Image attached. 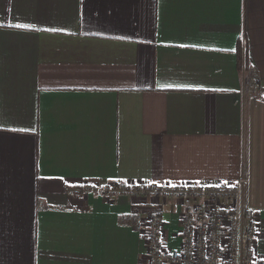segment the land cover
I'll return each instance as SVG.
<instances>
[{
	"label": "crops",
	"instance_id": "crops-1",
	"mask_svg": "<svg viewBox=\"0 0 264 264\" xmlns=\"http://www.w3.org/2000/svg\"><path fill=\"white\" fill-rule=\"evenodd\" d=\"M242 176L264 257V0H0V264H147L182 206L123 189Z\"/></svg>",
	"mask_w": 264,
	"mask_h": 264
},
{
	"label": "built area",
	"instance_id": "built-area-1",
	"mask_svg": "<svg viewBox=\"0 0 264 264\" xmlns=\"http://www.w3.org/2000/svg\"><path fill=\"white\" fill-rule=\"evenodd\" d=\"M256 68L245 73L244 89L249 97L259 94ZM246 178L233 185L194 183L189 185H131L122 192L152 198L176 199L182 210L176 236L180 247L172 249L163 240V220L153 216L144 234L147 264H264L256 249L258 224L243 199ZM109 192H106L107 196Z\"/></svg>",
	"mask_w": 264,
	"mask_h": 264
},
{
	"label": "rangeland",
	"instance_id": "rangeland-1",
	"mask_svg": "<svg viewBox=\"0 0 264 264\" xmlns=\"http://www.w3.org/2000/svg\"><path fill=\"white\" fill-rule=\"evenodd\" d=\"M178 204H180V203H178ZM169 223H170L169 219H167V221L166 220H163V224H164L163 240H164V243H166V242L169 241V237L171 235L170 234L171 230L169 229V225H168ZM166 224H167V226H166Z\"/></svg>",
	"mask_w": 264,
	"mask_h": 264
},
{
	"label": "snow or ice",
	"instance_id": "snow-or-ice-1",
	"mask_svg": "<svg viewBox=\"0 0 264 264\" xmlns=\"http://www.w3.org/2000/svg\"><path fill=\"white\" fill-rule=\"evenodd\" d=\"M14 27H16V28H30L31 25H29V24H16V25H14ZM51 31H56V29H51ZM168 87H171V86L169 85Z\"/></svg>",
	"mask_w": 264,
	"mask_h": 264
}]
</instances>
